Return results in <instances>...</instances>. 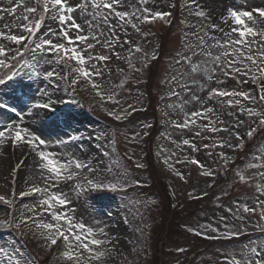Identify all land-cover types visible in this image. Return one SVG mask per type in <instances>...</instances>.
<instances>
[{
    "label": "snow or ice",
    "instance_id": "1",
    "mask_svg": "<svg viewBox=\"0 0 264 264\" xmlns=\"http://www.w3.org/2000/svg\"><path fill=\"white\" fill-rule=\"evenodd\" d=\"M6 3L8 7L0 6V86L11 89L13 94L21 89L22 96L13 95L20 111L15 106L9 109L16 112L18 119L0 129V161L8 159L10 152L12 155L19 152L17 162L8 170L13 185L25 162L31 159L32 163L18 195L15 188L10 195L0 194V202L11 209L0 217V231H12L24 242L36 241L46 255H52L55 264H135L129 256L138 255L145 247L147 224L132 229L134 239L121 241L110 234L101 220L88 224L77 213L81 197L105 192L123 196L135 209L133 215L142 218L140 207L147 208L155 202L128 198L129 190L140 181L130 180L128 169L120 165L119 158L113 159V153L105 147L98 144L96 154L77 147L75 142L84 139L82 133L72 135L64 131L67 139L58 133L53 141L41 131H34L32 124L52 120L58 129L63 126L78 132L73 128L76 114L69 111L58 115L57 106L72 103L61 93L75 96L80 92L91 97L89 111L93 103L99 104L114 121L130 122L140 109L127 98L122 101L121 91L130 79L138 84L144 82L140 76L155 68L160 60L159 46L150 50L146 47L152 44L148 38L154 33L144 28L157 21L170 24L177 3L174 0H168L167 4L164 0H6ZM216 3L217 0H182L180 4L186 14L180 21V48L171 56L158 87L166 89L169 99L175 98L166 107L182 116V121L168 119L165 123L191 135L179 142L171 135L165 138L181 153L183 146L200 152L195 141H208L202 148L208 150L215 168L195 156L177 158L175 163L195 165L202 177L209 178L227 176L232 170L229 187L240 184L252 189L247 198L233 199L228 205L221 201L229 192L221 190V195L215 197L216 208L225 214L218 217L217 226L212 223L185 226L190 233L198 236L208 233L205 238L223 242L224 246L216 250L219 258L208 257L211 264H264V257L256 258L260 253L255 246L229 247L247 234L249 223L253 231L264 233V141L256 144L257 137L264 138V0L260 4L233 0L219 12ZM162 5L169 10H163ZM19 9L22 12L17 14ZM22 68L30 69L43 86L32 92L30 84L17 80ZM117 75L121 77L118 83L113 81ZM190 107L194 110L189 111ZM162 115L168 117L169 113ZM139 127L141 130H136L134 125L131 136L125 134V140L141 142L153 125L141 122ZM104 135L96 140H102ZM115 142L114 138L109 141ZM165 151L157 152V158ZM238 153L243 156L233 155ZM176 156L175 151L166 154L162 163L187 182L185 173L170 163ZM105 158L109 160L107 165ZM124 158L133 160L128 153ZM237 159L243 167L237 165ZM135 167L144 168L145 164L136 162ZM106 172L111 175L106 176ZM207 195V192L202 196L189 193L193 199ZM25 198H32L31 203H23ZM17 200L21 202L19 208ZM125 223L131 221L126 219ZM128 245L131 249L126 252ZM176 250L186 251L182 247ZM0 255L9 264L13 261V254L4 246H0Z\"/></svg>",
    "mask_w": 264,
    "mask_h": 264
},
{
    "label": "rangeland",
    "instance_id": "2",
    "mask_svg": "<svg viewBox=\"0 0 264 264\" xmlns=\"http://www.w3.org/2000/svg\"><path fill=\"white\" fill-rule=\"evenodd\" d=\"M168 0H164V4H167ZM177 3V8L173 11V16L171 18L172 22L171 28L169 31V39L167 41V47L164 52L162 60L159 62L157 70L154 73L149 70H145L144 74L140 76V79L144 82L137 83L135 79H130L129 83L125 86V89L121 91L120 99L123 101L125 98L136 105L138 112L134 113L130 118V122H119L114 121L111 117L107 116L106 113L101 109L99 104L93 103L92 111H89V103L91 97L85 93L80 92L75 96H72L70 93H61L60 95L66 101H72V103L60 104L57 106L58 115H63L66 112H73L76 114V121L73 124V128L78 129V132L73 131V129H58L52 120L33 122V130L41 131L44 136L50 140H56L59 137L67 139L63 135L64 131L69 132L72 135L83 134L84 139L82 141L75 142L77 147L81 149H91L93 154L97 153L96 146L99 144L105 147L107 150L113 153V159L119 158L120 165L128 169L130 180L138 179L140 183L134 185L132 189L129 190L127 196L129 199L140 198L142 200L154 201L149 207L144 208L140 207V212L142 213V218L139 215L134 216L133 213L135 209L131 204L128 203V200L123 196L117 193H93L88 197H81V205L79 207L77 217H83L84 221L88 224H91L94 220H101L105 225H107L110 230V234L118 237L121 241H126L127 238H132V229L136 226L143 227L145 224L148 225L145 228L146 240L144 241L145 247L141 248L139 254H133L129 256V260L135 261V264H153L155 254L159 255V250H162L161 245L157 249V243L160 238H158L160 225L162 223V216L164 214L163 209V199L159 197L160 193L153 190L151 186L152 180L150 174L146 171V153L147 149L153 148L154 154V165L157 168L158 172L161 174V182L166 187L167 191L173 197V200H170L171 208L175 211L176 223L174 226L175 241L165 240V245L163 248V260L164 264H211L208 260V257H213L214 259L219 258L216 250L222 248V241H215L205 238L208 233L204 235H195L186 231L185 226L189 227H198L200 224L212 223L215 227L217 226V219L220 215L225 213L216 208L215 197L221 195V190H226L229 192L227 197L222 198V203L228 205L233 199H242L247 198L249 193L252 191L251 188L242 186L240 184L235 185L234 187H229L233 180V171L230 170L225 176L224 174L218 175L215 178L202 177L197 170L195 165H184L176 164L175 160L179 158L183 160L185 156H195L197 159L201 160L202 163L211 164L213 168L216 167L212 163V157L207 155L208 150L202 148L203 143H208V141H202L197 139L195 142L198 147L201 148L200 152H192L187 146H183L184 151L181 153L175 144H172L165 137L171 135L173 140L179 142L181 138H189L190 133L184 131L181 132L176 130L165 123L166 120H181L182 116H178L176 113L172 112L166 107L167 104L173 103L175 98L169 99L165 93L166 89L162 86L158 87L159 80L163 75L165 69L170 63V58L175 52L180 48V29L182 25L180 21L185 19V13L180 8L182 0H174ZM262 0H252L253 4H260ZM233 3V0H217L216 8L219 11L223 10L224 5H230ZM0 6L8 7L6 0H0ZM163 10H169L167 7L162 5ZM179 12V18H174V12ZM22 9L18 10L17 14H20ZM175 19V20H174ZM189 20L193 18L189 17ZM50 23V22H49ZM169 23L163 21H157L152 25H148L144 28L145 31L151 30L154 35L150 36L148 39L152 41L151 45L146 47L150 50L152 46H159L160 49V38L159 35L163 31L165 26ZM48 25L45 26L42 31L46 30ZM161 54V51H160ZM119 63V62H117ZM120 66H123L122 64ZM139 75V74H138ZM152 75V76H151ZM154 79V84L156 87L150 89L148 87L147 78ZM31 77V79L29 78ZM121 79L120 76H114L113 81L118 83ZM22 84H30L32 92H35L39 85L38 78L35 77L31 70L28 68H22L20 70V76L17 77ZM20 92L15 96H22V90L18 89ZM8 91L13 92L9 88L0 86V94ZM153 91V92H152ZM142 93V95H140ZM4 97L0 96V129L18 119L8 118L1 114V106L8 104L10 106H15L18 111H20V104L13 99V97ZM139 98V102H137ZM26 99V97H24ZM155 103V104H154ZM153 104L157 106L158 117L155 118V112L153 110ZM79 105V106H78ZM105 107H111V105H105ZM194 110L191 107L189 111ZM162 112H168V117L162 115ZM26 122L28 117L25 118ZM141 122L151 123L153 127L148 129L149 135L144 137L143 140L139 143L130 142L125 140V134L131 136L133 126L135 125L136 130H141L139 125ZM158 125H157V123ZM48 128H47V127ZM158 127V133L153 134L155 129ZM63 129V130H62ZM113 133L115 136L113 137ZM104 135L102 140H96L97 136ZM150 134H153L152 139H150ZM220 135H224L221 133ZM115 139V144H110L109 141ZM264 141V138L257 137L256 144ZM161 149L166 150L161 153V158H157V152ZM75 150V149H71ZM175 151L177 153L176 157H173L170 163L174 164L175 167L185 173L187 177V182L182 181L177 177L173 172L169 170L167 165L162 163V158L166 154H170ZM216 151H220L217 149ZM125 153L132 155L136 159V162L145 164L144 168L137 169L135 164H130L125 160ZM239 154V153H238ZM238 154H233L238 155ZM242 154V153H241ZM240 154V155H241ZM19 152L15 155H12L10 152L9 158L3 161H0V194H11L13 188L18 195V193L23 190V180L27 176L32 160L29 159L25 162V166L21 168L17 174L16 184H12L11 177L8 176V170L10 165H14L17 162V157ZM105 164L109 163V160L105 158ZM240 167H243L242 163H237ZM233 169L235 165L232 166ZM105 175H111L105 173ZM209 184H214V187L209 188ZM203 192H207L208 195L203 197L201 201L198 199H193L189 196V193H192L193 196H202ZM175 193V195H173ZM32 198H25L23 203H31ZM197 202L200 206H194L193 203ZM17 208L21 203L17 200ZM173 205H176L173 207ZM11 211L8 205L0 202V217H3L6 212ZM131 221V223H125V220ZM256 217H252V222H255ZM221 231H223V226L220 225ZM161 232V230H160ZM248 238V241L246 238ZM250 237V238H249ZM243 244L249 245V247H257V251L260 253L256 258L261 259L264 257V233L259 231L252 230V223L248 224L247 234L241 236L238 240L234 242V245L231 246H242ZM0 246H4L8 249L10 253L13 254V261L11 264H16V261L19 260L20 264H25V261L29 264H55L51 254H45L39 247L38 243L34 240H28L24 242L12 231H0ZM186 249L185 252H178L177 248ZM131 245H128L126 252L130 251ZM0 264H9V261L6 257L0 255Z\"/></svg>",
    "mask_w": 264,
    "mask_h": 264
},
{
    "label": "trees",
    "instance_id": "3",
    "mask_svg": "<svg viewBox=\"0 0 264 264\" xmlns=\"http://www.w3.org/2000/svg\"><path fill=\"white\" fill-rule=\"evenodd\" d=\"M165 210L168 211V212H171V210L169 208V204H167L165 206ZM173 228H174V224L169 226V235H168V237L169 236L173 237V230H174ZM165 231H166V224L163 225V231H161V236L165 233ZM159 262H160V259L158 257H155V264H159Z\"/></svg>",
    "mask_w": 264,
    "mask_h": 264
},
{
    "label": "bare ground",
    "instance_id": "4",
    "mask_svg": "<svg viewBox=\"0 0 264 264\" xmlns=\"http://www.w3.org/2000/svg\"><path fill=\"white\" fill-rule=\"evenodd\" d=\"M12 93L10 92H3L1 95L3 96H11ZM2 115L6 116V114L2 113ZM47 127V126H46ZM48 128V127H47Z\"/></svg>",
    "mask_w": 264,
    "mask_h": 264
}]
</instances>
